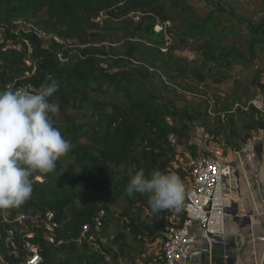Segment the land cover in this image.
<instances>
[{"label": "trees", "instance_id": "trees-1", "mask_svg": "<svg viewBox=\"0 0 264 264\" xmlns=\"http://www.w3.org/2000/svg\"><path fill=\"white\" fill-rule=\"evenodd\" d=\"M168 1L181 30L176 36L171 26L173 43L162 51L166 38L155 26L158 20L169 21L166 0H0V91L25 86L37 91L56 80L60 87L51 100L59 104L61 123L53 122L72 146L53 173L33 177V192L24 205L0 212V261L27 264L29 251L22 236L32 233L31 241L41 252L39 264H121L122 259L152 264L151 243L163 241L167 226L181 222L184 210L154 213L147 195L127 194L131 177L140 170L146 175L161 170L190 184V167L182 159L186 150L199 145L197 124L204 145L227 136L234 152L254 134H264V113L252 105L234 107L241 102L238 96L229 101L200 94L199 102L192 103L186 95L207 77L228 80L234 65L252 67L264 51V16L239 18L221 5L201 14L187 0ZM137 11L139 19L130 16ZM101 12L107 17L99 23ZM18 19L55 34L63 43L51 50L33 33H24L20 40L13 32ZM25 41L33 47L34 72L25 62ZM180 41L195 43L202 68L176 55ZM19 42L21 51L15 48ZM258 73L253 81L264 91V72ZM155 76L164 88L176 78L193 77L196 83L183 89L174 84L178 88H170L175 98L166 99L163 89L157 92L151 86ZM66 159L72 163L66 165ZM71 164L76 170L69 169ZM110 205L121 210L110 211ZM50 211L58 223L54 243L45 232ZM19 214L28 216L26 225L17 224ZM85 225L99 248L87 239L79 241ZM111 227L113 239L106 244L102 232ZM10 230H15L17 250L5 243Z\"/></svg>", "mask_w": 264, "mask_h": 264}, {"label": "clouds", "instance_id": "clouds-1", "mask_svg": "<svg viewBox=\"0 0 264 264\" xmlns=\"http://www.w3.org/2000/svg\"><path fill=\"white\" fill-rule=\"evenodd\" d=\"M59 87L52 80L37 91L27 86L0 91V212L24 205L33 192V177L53 173L59 158L71 150L53 122L59 104L51 98ZM125 190L129 196L147 195L154 213H179L185 206L184 183L175 173L140 170Z\"/></svg>", "mask_w": 264, "mask_h": 264}, {"label": "built area", "instance_id": "built-area-1", "mask_svg": "<svg viewBox=\"0 0 264 264\" xmlns=\"http://www.w3.org/2000/svg\"><path fill=\"white\" fill-rule=\"evenodd\" d=\"M130 16H134L139 19L141 13L139 11L132 12ZM106 14L101 12L97 17L99 23L106 18ZM20 27L29 26L28 33L35 34L40 40H51L54 43L62 44L58 36L53 33L41 30L31 24L28 20L18 19L14 22ZM171 28L170 21L160 22L158 20L155 30L159 33H163L166 38L165 45L162 46V51H167L172 45V38L169 34ZM13 29L14 33H20L21 30ZM27 45V58L25 62L28 66L33 67L35 71V61L33 60V47L25 41ZM16 50H23L22 43L15 45ZM27 72L26 75H29ZM10 89V87H8ZM172 142H175V138L170 136ZM236 156L239 151L235 152ZM190 167V186L186 194V200L184 202V218L176 225H169L166 228V236L162 242V264H180L183 261L190 260L193 257V248L196 243V239L191 234L192 228L198 223L207 236H220L223 241L226 252L224 258H229V250L232 248L231 244L227 241L228 235L225 232V220L230 206L235 198V190L237 184L234 178V164L232 160H226L219 155H206L199 153L194 158L189 160ZM105 213L101 211L100 216ZM28 216L25 214H19L16 218L17 224L20 226L26 225ZM58 227V223L54 220V213H46L45 232L47 239L50 243H54L56 238L54 232ZM90 226L85 225L81 231L79 241L88 240L90 243L99 248L93 235L89 234ZM33 237L32 233L24 234L22 236V242L29 251V258L27 264H39L42 260L39 246L31 241ZM255 241L264 243V227L260 234L253 236ZM5 243L13 250H17L19 247L18 240L16 238L15 230H10L5 236ZM63 240H59L57 245H61Z\"/></svg>", "mask_w": 264, "mask_h": 264}, {"label": "rangeland", "instance_id": "rangeland-1", "mask_svg": "<svg viewBox=\"0 0 264 264\" xmlns=\"http://www.w3.org/2000/svg\"><path fill=\"white\" fill-rule=\"evenodd\" d=\"M187 3L190 6H192L194 9H197L201 14H204L206 12L208 13L214 10V8L216 9L219 5H221L227 8L229 11L235 12V14L239 16V18L246 19L253 17L258 19L259 17L264 16V5H262V2H260L259 0H187ZM165 12L168 13L169 21L171 23V26H173L172 29L174 30V33L177 36L178 31L181 30V23L177 19L175 11L171 9L168 0H166L165 2ZM15 27H16L15 31L21 30L20 33H16V35L20 37V40H23L22 36L24 33H28L27 30L30 29L29 26L20 27L15 24V26L13 25V29ZM42 44L44 47H47L51 50H55L57 48V43H54L51 40H42ZM72 46L73 44L69 45L70 48H72ZM175 53L180 58L192 61L193 66H198V68H202L203 59L199 54H197L195 49V43H193L192 41L178 42ZM262 71L264 72V51L260 50L251 68H245L240 65H234L230 71V77L228 80L223 82H217L216 80L207 77L206 80L204 81L199 80L198 87L196 91H194L196 93L188 92L186 93V95L188 96L190 102L192 103L199 102L198 100L200 99L199 98L200 94L201 95L205 94V96L209 98H215V99L223 98V100H229V101L232 99L233 95H236L239 97L241 102H235L234 107L238 105H242V107L249 108L250 105H252L264 113V91L261 88L258 89V84H256L253 81L255 77H258L259 75L258 72L263 73ZM202 76H205V74L202 73ZM194 79L195 78L191 77L190 79H185L184 81H182L181 78H176L177 83L173 79L172 81H174V84L181 86L183 89L186 86V84L191 85L196 83V79L195 80ZM169 84L171 88H174L175 85L173 83L169 82ZM151 86L157 92L162 91L160 89H163L162 96L164 98L166 99L175 98L172 89L170 87L164 88L162 86L160 78H158L157 76L153 78ZM175 87L178 88V86ZM176 103L179 104V102ZM53 119H55V122L61 123V120L57 114L53 116ZM195 127L196 129L194 130V132L196 131V136H198V139L196 138L195 139L196 142L199 143V145L197 146V148L191 149L190 151L186 150L187 156L186 158L182 159L185 167L188 170H189L188 164L190 158H194L199 153L206 155L216 154L226 160H232L236 156L234 150H231V147L229 146L228 143L229 141L227 136L221 137V141L219 143L210 142L204 145V141H202L203 138L201 139L202 128L198 124ZM254 135L255 138L257 134ZM190 143L191 142H189L187 145H189ZM245 145H243V147H245ZM65 162L66 165H68L70 162L72 163V161L69 159H66ZM68 167L69 169L76 170L75 164L73 165L71 164ZM107 209H109L110 211L121 210L120 207H116L114 205L107 206ZM107 209H105L106 213H107ZM112 228L113 227H111L106 233L102 232V238L104 242H107L106 244L110 243V241L113 239L114 230H112ZM162 242L163 241L159 240L156 242H152L150 245L149 255L152 258V264H159V262L161 261L160 257L162 251ZM112 245H115V243H113ZM120 262L121 264H129L127 260H123V259ZM109 263L114 264L112 260ZM0 264H5V263L0 261Z\"/></svg>", "mask_w": 264, "mask_h": 264}, {"label": "crops", "instance_id": "crops-1", "mask_svg": "<svg viewBox=\"0 0 264 264\" xmlns=\"http://www.w3.org/2000/svg\"><path fill=\"white\" fill-rule=\"evenodd\" d=\"M232 161L237 188L225 220L232 246L229 258H224L226 248L220 236H207L196 223L191 230L196 239L193 257L180 264H264V243L253 239L264 227V134L247 143ZM189 186L184 183L185 193Z\"/></svg>", "mask_w": 264, "mask_h": 264}, {"label": "water", "instance_id": "water-1", "mask_svg": "<svg viewBox=\"0 0 264 264\" xmlns=\"http://www.w3.org/2000/svg\"><path fill=\"white\" fill-rule=\"evenodd\" d=\"M237 175V173H235Z\"/></svg>", "mask_w": 264, "mask_h": 264}]
</instances>
